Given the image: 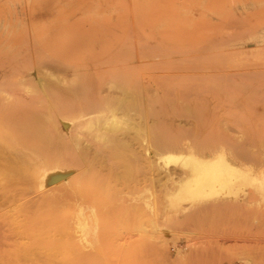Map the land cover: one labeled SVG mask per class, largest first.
<instances>
[{
  "label": "rangeland",
  "instance_id": "374dc122",
  "mask_svg": "<svg viewBox=\"0 0 264 264\" xmlns=\"http://www.w3.org/2000/svg\"><path fill=\"white\" fill-rule=\"evenodd\" d=\"M0 264H264V0H0Z\"/></svg>",
  "mask_w": 264,
  "mask_h": 264
},
{
  "label": "bare ground",
  "instance_id": "6f19581e",
  "mask_svg": "<svg viewBox=\"0 0 264 264\" xmlns=\"http://www.w3.org/2000/svg\"><path fill=\"white\" fill-rule=\"evenodd\" d=\"M124 101H125V99H124ZM122 105H123V104H122ZM128 109H129V108H128ZM131 110H132V109H131ZM132 111H133V110H132ZM126 113H127V112H126ZM112 120H113V119H112ZM110 123H111V121H110ZM112 123L114 124V121H112ZM115 124H116V123H115ZM115 126H116V125H115ZM117 126H119V125H117ZM111 127H112V126H111ZM112 128H113V127H112ZM116 128H117V127H116ZM218 162H219V163L221 162V158L218 160ZM202 166L205 167L204 164H202ZM219 171H220V170H219ZM207 172H208V171H207ZM209 173H210V172H209ZM209 173H208V174H209ZM17 210H18V209H17ZM18 211H19V210H18ZM16 217H17V216H16ZM21 217H22V216H21ZM44 221H45V220H44ZM44 221H43V222H44ZM13 223H14V222H13Z\"/></svg>",
  "mask_w": 264,
  "mask_h": 264
}]
</instances>
